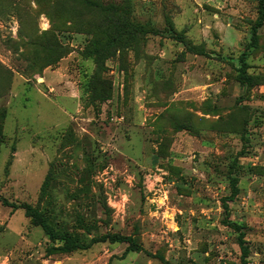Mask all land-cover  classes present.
I'll return each instance as SVG.
<instances>
[{
	"label": "rangeland",
	"instance_id": "obj_1",
	"mask_svg": "<svg viewBox=\"0 0 264 264\" xmlns=\"http://www.w3.org/2000/svg\"><path fill=\"white\" fill-rule=\"evenodd\" d=\"M0 264H264V2L0 0Z\"/></svg>",
	"mask_w": 264,
	"mask_h": 264
},
{
	"label": "trees",
	"instance_id": "obj_2",
	"mask_svg": "<svg viewBox=\"0 0 264 264\" xmlns=\"http://www.w3.org/2000/svg\"><path fill=\"white\" fill-rule=\"evenodd\" d=\"M264 0H262V4H263ZM182 42L185 44V46L187 47V49L191 50V51H194L195 53H198V50H197V47L196 46H191L190 43L186 42L185 40H182ZM28 213H29V216H31L33 219L34 218H38L39 219V216L36 212H33L31 211V208H28ZM41 221V220H40ZM44 222H41V224H43ZM43 227H44V231L48 234V235H52V232L50 230V228L48 226H46L45 224H43ZM54 238H55V235L53 234ZM104 239L106 240H109L111 242H120V243H124V242H128V238L127 237H124V236H119V235H108V236H104ZM239 244L241 246V250H242V255L243 257H247L248 256V253H249V250H248V246L246 245L245 243V240L243 239V234L240 235V238H239Z\"/></svg>",
	"mask_w": 264,
	"mask_h": 264
},
{
	"label": "bare ground",
	"instance_id": "obj_3",
	"mask_svg": "<svg viewBox=\"0 0 264 264\" xmlns=\"http://www.w3.org/2000/svg\"><path fill=\"white\" fill-rule=\"evenodd\" d=\"M42 81V80H41Z\"/></svg>",
	"mask_w": 264,
	"mask_h": 264
}]
</instances>
